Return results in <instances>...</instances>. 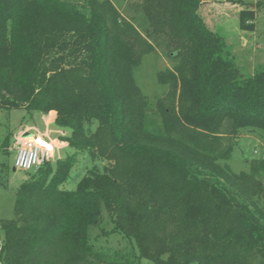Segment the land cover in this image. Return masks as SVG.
<instances>
[{"label": "trees", "instance_id": "obj_1", "mask_svg": "<svg viewBox=\"0 0 264 264\" xmlns=\"http://www.w3.org/2000/svg\"><path fill=\"white\" fill-rule=\"evenodd\" d=\"M206 1L140 0L138 30L112 0H0V111L54 112L72 150L16 188L0 264H264V159L249 173L219 163L240 130L264 133V67L242 74ZM261 7L239 12L241 30ZM154 51L177 63L156 73L167 91L149 110L132 69ZM80 154L92 166L67 190ZM114 233L136 252L95 249Z\"/></svg>", "mask_w": 264, "mask_h": 264}, {"label": "rangeland", "instance_id": "obj_2", "mask_svg": "<svg viewBox=\"0 0 264 264\" xmlns=\"http://www.w3.org/2000/svg\"><path fill=\"white\" fill-rule=\"evenodd\" d=\"M119 12L127 19L131 20L138 30L146 26V19L140 12L137 5L140 0H112ZM256 0H244L239 3L229 0H210L203 2L199 7V14L204 22L213 30L217 31L225 39L230 48L235 63L244 75H251L254 71L264 67V7L255 11L254 27L252 31H244L239 28L238 14L246 7L255 9ZM253 5V6H251ZM177 61L170 59L159 51H154L145 55L139 65L132 69V76L135 84L140 89L143 96L147 98L149 110H153L158 98L162 97L167 91V87L160 85L156 80V73L171 69ZM46 118H48L46 116ZM44 116L40 113H34L28 117L24 110H12L10 112L0 111V162H5L7 171L4 174L3 185H0V219L13 218L14 193L18 185L25 181L30 172H24L14 169L15 153L10 145L7 150V142H3L5 137L11 134L15 136L20 134L21 126H36L39 130L44 129ZM146 126L151 130L160 129L161 121L158 114L148 113L146 117ZM52 132L51 138L56 139L57 129L54 125L47 127ZM68 134L67 131H64ZM33 133V132H30ZM33 137L37 141L45 140L44 137ZM59 139V138H58ZM8 141V140H7ZM14 142V140H13ZM12 142V144H13ZM4 144V145H3ZM48 144V143H46ZM50 145V144H48ZM72 150L65 148L60 155L54 151L51 152L48 160L52 164L56 159L62 158ZM264 159V133L260 130L242 129L238 134V141L234 144L231 156L227 160H221V165H228L234 173H249V164L251 160ZM95 165L102 168L103 162L96 161ZM92 166L90 159L86 155L80 154L75 163L68 182L64 185L65 189L75 188L78 180L84 175L85 171ZM101 228L111 229V224L107 219L106 213L103 214ZM99 231H93V239ZM3 242V235L0 232V243ZM96 250L100 253L110 255L116 250H125L136 252V248L122 234L114 233L107 238H101L92 241ZM140 264H152L144 260ZM190 264H197L192 262Z\"/></svg>", "mask_w": 264, "mask_h": 264}, {"label": "built area", "instance_id": "obj_3", "mask_svg": "<svg viewBox=\"0 0 264 264\" xmlns=\"http://www.w3.org/2000/svg\"><path fill=\"white\" fill-rule=\"evenodd\" d=\"M11 149L15 153L14 169L24 172L36 170L44 161L48 160L53 151L52 146L46 143L40 144L31 137L23 136L22 133L14 138ZM1 247L0 243V250Z\"/></svg>", "mask_w": 264, "mask_h": 264}, {"label": "crops", "instance_id": "obj_4", "mask_svg": "<svg viewBox=\"0 0 264 264\" xmlns=\"http://www.w3.org/2000/svg\"><path fill=\"white\" fill-rule=\"evenodd\" d=\"M44 116V129L43 130H39L36 126L32 127V126H21V129H20V133H25V132H33V133H30L31 135L33 136H36V137H44L45 140H43V142L45 143H48L50 144V146H52V150L54 152H56L58 154L59 152V155L61 153L62 150H64L66 147H67V143L65 142H62L60 141L58 138L60 136H65L66 133L62 130H56L55 133L58 135L56 139H52L51 138V135H52V132L53 131H50L49 129H47V127H49L50 125H53V121H54V118H55V113L54 112H50L49 114L47 115H43ZM46 116L48 118H46ZM10 139L13 141L14 138L17 136H15L14 134H11L10 135ZM28 137V136H27Z\"/></svg>", "mask_w": 264, "mask_h": 264}, {"label": "water", "instance_id": "obj_5", "mask_svg": "<svg viewBox=\"0 0 264 264\" xmlns=\"http://www.w3.org/2000/svg\"><path fill=\"white\" fill-rule=\"evenodd\" d=\"M23 136L27 137V136H31V134L28 132H25V133H23Z\"/></svg>", "mask_w": 264, "mask_h": 264}, {"label": "bare ground", "instance_id": "obj_6", "mask_svg": "<svg viewBox=\"0 0 264 264\" xmlns=\"http://www.w3.org/2000/svg\"><path fill=\"white\" fill-rule=\"evenodd\" d=\"M32 139L35 140V141H37V140H36L35 138H33V137H32ZM37 142L40 143V144H44V143H45V142H43V141H37ZM47 145H48V144H47Z\"/></svg>", "mask_w": 264, "mask_h": 264}]
</instances>
